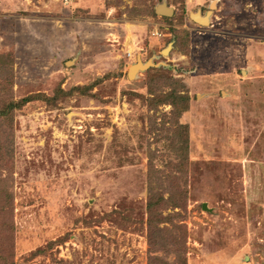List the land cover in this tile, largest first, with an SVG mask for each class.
<instances>
[{"label": "rangeland", "instance_id": "obj_1", "mask_svg": "<svg viewBox=\"0 0 264 264\" xmlns=\"http://www.w3.org/2000/svg\"><path fill=\"white\" fill-rule=\"evenodd\" d=\"M0 258L264 264V0H0Z\"/></svg>", "mask_w": 264, "mask_h": 264}, {"label": "water", "instance_id": "obj_2", "mask_svg": "<svg viewBox=\"0 0 264 264\" xmlns=\"http://www.w3.org/2000/svg\"><path fill=\"white\" fill-rule=\"evenodd\" d=\"M211 7H213V6L211 5ZM155 11L157 14H160V15L166 16V17H169L173 14V10L171 8H168L164 3L158 5L156 7ZM207 14H209V13H207ZM190 17L195 22L202 24V25L206 24L207 19H208L207 15L205 17L201 18V17H199V14H192ZM164 52H166V50ZM147 66H148V63L143 65L141 62H137L136 64L131 65L128 68L127 77L133 78L137 72L145 70L147 68Z\"/></svg>", "mask_w": 264, "mask_h": 264}, {"label": "trees", "instance_id": "obj_3", "mask_svg": "<svg viewBox=\"0 0 264 264\" xmlns=\"http://www.w3.org/2000/svg\"><path fill=\"white\" fill-rule=\"evenodd\" d=\"M2 111H4V110H2ZM6 111H7V107H6ZM4 114H5V112H3L2 115H4ZM149 190L152 191V188H149ZM160 200H161V202H163L162 199H160ZM167 201H165V202H167ZM148 206H149V210H150L149 211V233L151 234V233H154L155 229L158 230V228L154 225L155 221H154V212H153L154 206H156V202H152V200L149 198ZM0 259H2V258H0Z\"/></svg>", "mask_w": 264, "mask_h": 264}, {"label": "bare ground", "instance_id": "obj_4", "mask_svg": "<svg viewBox=\"0 0 264 264\" xmlns=\"http://www.w3.org/2000/svg\"><path fill=\"white\" fill-rule=\"evenodd\" d=\"M201 21V20H200Z\"/></svg>", "mask_w": 264, "mask_h": 264}]
</instances>
